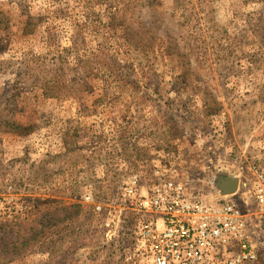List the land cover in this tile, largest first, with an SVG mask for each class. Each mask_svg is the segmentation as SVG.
<instances>
[{"label": "rangeland", "instance_id": "rangeland-1", "mask_svg": "<svg viewBox=\"0 0 264 264\" xmlns=\"http://www.w3.org/2000/svg\"><path fill=\"white\" fill-rule=\"evenodd\" d=\"M130 1L0 0V264H150L139 203L174 159L202 200L239 177L229 200L258 217L264 0L130 6L144 49L110 23Z\"/></svg>", "mask_w": 264, "mask_h": 264}, {"label": "built area", "instance_id": "built-area-1", "mask_svg": "<svg viewBox=\"0 0 264 264\" xmlns=\"http://www.w3.org/2000/svg\"><path fill=\"white\" fill-rule=\"evenodd\" d=\"M176 161L154 167L151 174L149 192L139 203L148 220L138 226L136 256L150 264H259L264 245V164L249 168L253 200L260 211L253 219L229 200L231 195L217 193L211 202L198 198ZM140 182L133 176L128 193L134 194Z\"/></svg>", "mask_w": 264, "mask_h": 264}, {"label": "trees", "instance_id": "trees-1", "mask_svg": "<svg viewBox=\"0 0 264 264\" xmlns=\"http://www.w3.org/2000/svg\"><path fill=\"white\" fill-rule=\"evenodd\" d=\"M136 4H137V6H143V7H147L148 6L150 8H153L155 6L154 5V0H135V2H133L131 0L128 4L125 3L123 5V9H122V7L115 6V7L112 8L113 11H114L112 16H114V17L112 19H110L111 20L110 23L114 22V24H115V21L117 19V17L115 15H118V17H119V14H121V12H123V10H127L130 6H134ZM124 14L126 15V13L123 12V15L121 16L122 20L120 22H123V24H124V28H125V36H124V38H125L126 42H128V44L131 47H137V46L140 45V47L143 48L144 45L146 46V44L144 43V40L140 37L139 33H137V32L135 33L134 32L135 29L129 28L131 26H127V23H125V22H127V17H124L125 16ZM138 42H139V45H136L135 43H138Z\"/></svg>", "mask_w": 264, "mask_h": 264}, {"label": "water", "instance_id": "water-1", "mask_svg": "<svg viewBox=\"0 0 264 264\" xmlns=\"http://www.w3.org/2000/svg\"><path fill=\"white\" fill-rule=\"evenodd\" d=\"M240 179L235 175H229L227 178L220 180L218 191L222 196L233 195L238 191Z\"/></svg>", "mask_w": 264, "mask_h": 264}, {"label": "flooded vegetation", "instance_id": "flooded-vegetation-1", "mask_svg": "<svg viewBox=\"0 0 264 264\" xmlns=\"http://www.w3.org/2000/svg\"><path fill=\"white\" fill-rule=\"evenodd\" d=\"M225 178H227V176L224 173L222 175H217L216 179L214 180V185L218 187L220 180H223Z\"/></svg>", "mask_w": 264, "mask_h": 264}]
</instances>
